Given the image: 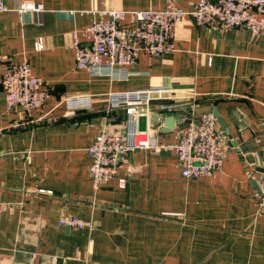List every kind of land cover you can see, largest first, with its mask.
Wrapping results in <instances>:
<instances>
[{"label": "crops", "instance_id": "0c3cea01", "mask_svg": "<svg viewBox=\"0 0 264 264\" xmlns=\"http://www.w3.org/2000/svg\"><path fill=\"white\" fill-rule=\"evenodd\" d=\"M23 1L42 10L21 14ZM167 1L5 0L0 76L27 59L50 93L41 108L8 110L0 91V264H264V212L255 202L264 172V32L215 30L186 16L170 53L142 52L118 76L75 67L72 33L83 40L101 11ZM174 1L190 10L199 0ZM164 86L173 94L153 95L151 113L191 96L223 120L229 149L220 169L187 180L172 152L137 149L94 190L87 147L103 129L124 130V110H109L108 94ZM83 93L89 108L69 111L61 97ZM161 126L147 121L146 130L169 142L181 123L169 133ZM67 215L88 224L60 225Z\"/></svg>", "mask_w": 264, "mask_h": 264}, {"label": "built area", "instance_id": "2783aa9c", "mask_svg": "<svg viewBox=\"0 0 264 264\" xmlns=\"http://www.w3.org/2000/svg\"><path fill=\"white\" fill-rule=\"evenodd\" d=\"M6 9L5 0H0V13ZM41 10V4L27 1H23L18 8L21 14ZM100 14L99 20L92 21L81 31L83 40L78 38L77 33H72L75 67L95 75L118 76L126 66L135 64L142 52L150 56L170 53L173 50L174 27L186 16H191L197 26L215 30L243 28L252 35L264 32V0H199L190 10L179 7L174 0H168L163 9H106ZM41 47L42 43L38 41L37 48ZM0 91L4 94L8 110L18 106L27 110L41 108L50 93L44 82L33 74L27 59L5 68L0 76ZM166 94H173L171 87L108 94V109L124 110V130L109 132L103 129L87 147L89 176L94 190L100 189L115 176L121 157L137 149L156 148L172 152L180 176L187 180L209 177L220 169L229 142L219 130L216 114L211 110H199V102L191 96L187 97L190 98L187 102L162 106L181 115V126L172 141L160 142L152 132L138 129V117L148 118L151 114L153 95L162 98ZM90 98V94L84 93L61 97L69 111L89 108ZM255 181L258 189L255 202L261 214L264 212V172L259 173ZM59 224L78 229L88 223L67 215L59 219Z\"/></svg>", "mask_w": 264, "mask_h": 264}, {"label": "water", "instance_id": "95a60500", "mask_svg": "<svg viewBox=\"0 0 264 264\" xmlns=\"http://www.w3.org/2000/svg\"><path fill=\"white\" fill-rule=\"evenodd\" d=\"M147 121L150 125H159L161 121H163V126L159 127V132L162 133H169L172 131V128L177 122L181 121V115L174 110H160L157 112L151 113L148 118L146 116H139L138 117V129L139 130H146ZM219 123L222 127L225 128V123L223 120L218 117ZM226 132L228 133L227 128H225Z\"/></svg>", "mask_w": 264, "mask_h": 264}]
</instances>
